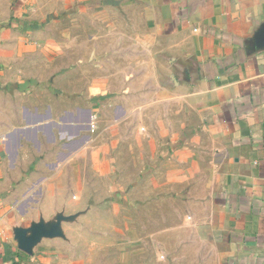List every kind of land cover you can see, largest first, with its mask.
<instances>
[{
  "label": "rangeland",
  "instance_id": "374dc122",
  "mask_svg": "<svg viewBox=\"0 0 264 264\" xmlns=\"http://www.w3.org/2000/svg\"><path fill=\"white\" fill-rule=\"evenodd\" d=\"M111 7V0H29L20 17L29 21V54L18 59L29 70L28 90L0 84V161L9 172L0 193L10 196L1 208L22 221L12 233L19 257L208 264L217 251L205 247L201 217L192 225L202 203L188 201L206 187L188 180L180 122L173 137L169 119L154 112L160 91L124 71L121 41L112 38H121L122 26L112 25L121 15ZM137 32L130 27L131 37Z\"/></svg>",
  "mask_w": 264,
  "mask_h": 264
},
{
  "label": "crops",
  "instance_id": "0c3cea01",
  "mask_svg": "<svg viewBox=\"0 0 264 264\" xmlns=\"http://www.w3.org/2000/svg\"><path fill=\"white\" fill-rule=\"evenodd\" d=\"M111 2L121 15L112 22L121 38H112L121 41L124 71L160 91L154 112L169 119L173 137L180 122L188 180L206 187L188 201L202 203L192 225L201 217L205 247L217 251L208 264H264V0ZM0 7V26L15 28L0 30V84L28 90L29 70L18 59L29 54V21L20 19L29 0H0ZM131 26L139 27L132 37ZM6 166L0 161V180ZM3 197L10 196L0 193V264H29L12 235L22 221L1 208Z\"/></svg>",
  "mask_w": 264,
  "mask_h": 264
},
{
  "label": "trees",
  "instance_id": "16d2710c",
  "mask_svg": "<svg viewBox=\"0 0 264 264\" xmlns=\"http://www.w3.org/2000/svg\"><path fill=\"white\" fill-rule=\"evenodd\" d=\"M40 130V129H39Z\"/></svg>",
  "mask_w": 264,
  "mask_h": 264
}]
</instances>
